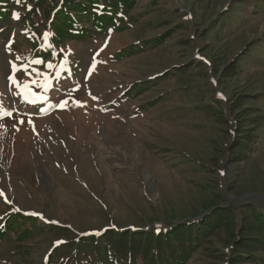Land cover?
Segmentation results:
<instances>
[{
  "label": "rangeland",
  "instance_id": "374dc122",
  "mask_svg": "<svg viewBox=\"0 0 264 264\" xmlns=\"http://www.w3.org/2000/svg\"><path fill=\"white\" fill-rule=\"evenodd\" d=\"M130 1L121 30L85 18L57 74L46 54L17 74L39 108L2 91L31 59L30 35L52 42L46 12L63 0L14 1L0 25V264H85L90 237L211 208L177 235L144 232H190L182 264L264 259V0ZM240 246L257 261L235 258Z\"/></svg>",
  "mask_w": 264,
  "mask_h": 264
},
{
  "label": "trees",
  "instance_id": "16d2710c",
  "mask_svg": "<svg viewBox=\"0 0 264 264\" xmlns=\"http://www.w3.org/2000/svg\"><path fill=\"white\" fill-rule=\"evenodd\" d=\"M14 1L16 2V0H0V25L10 22L8 14L10 15L11 10L9 8L14 9L19 6L17 3H13ZM27 1H32V3L37 4L39 7L46 4V0ZM130 5V0H63L61 6L60 4L57 6L53 4L48 9V12H46L50 20V39L52 42L42 48L41 45L43 44L44 37L42 40L40 38L39 41V37L30 35L29 45L31 46L30 51L33 53L31 56L37 59L46 54L51 57V62L55 61V63H58L61 59L60 57L65 56L70 51L66 49L68 47L64 44L65 41L70 39H85V36L90 33V28L85 24L87 23L85 22V18L92 20L93 26L100 30L104 29L112 21L119 20L117 28L121 30L123 27L120 21L129 14ZM75 57L76 55H74ZM68 59L72 60V57ZM63 62H65L70 71L75 72L74 75H77L76 69L79 65L68 60H61V64ZM47 78L50 81H54L51 75ZM212 210L211 208L196 216L195 219L188 221H180L181 219H179L176 222H167L165 225L159 227L152 225L141 227L140 229L136 228L135 230L120 229L119 232L111 231L100 238L90 237L91 241L89 244H87V241H84V245L92 246L89 256L84 257L85 264H182L188 261V255L183 249L186 243L190 241V239H187V235L189 237L192 236L190 232L184 231L181 234L184 235L182 238L180 237L173 241L175 237H178L173 236L169 238V242H166L168 239L164 238L163 235H160V237L148 236L144 232L145 229H160V234H163L162 232L165 230L172 229V233L175 230L174 235H177L179 228H185V224L195 222ZM263 229L264 225H262V232H264ZM148 238L152 239L155 243L152 252V246H146ZM260 251L246 250L240 246L235 258L241 257L244 261H248L250 258L257 261ZM64 260L62 259L60 262L52 260L50 264H65L69 261V259ZM259 260L262 262L258 264H264L263 258Z\"/></svg>",
  "mask_w": 264,
  "mask_h": 264
},
{
  "label": "snow or ice",
  "instance_id": "6c2138e0",
  "mask_svg": "<svg viewBox=\"0 0 264 264\" xmlns=\"http://www.w3.org/2000/svg\"><path fill=\"white\" fill-rule=\"evenodd\" d=\"M16 2L17 3H19V0H16ZM16 18L17 19H19V15L17 14L16 15ZM46 35V38H47V36L48 35H50V34H45ZM49 47H50V45H49ZM35 63H37V64H39V63H42V61H40V60H35L34 61ZM49 67H52V65L51 64H49L48 65ZM93 67H94V65H93ZM18 69L16 68V66L15 65H13V71H17ZM38 75H39V73H38ZM13 82L15 83V80L13 79ZM41 87H44L45 88V90L47 91V88H48V85H47V83H45V84H43V85H40ZM25 87H27V86H25ZM39 99H46V97H43V96H41V97H39ZM66 101L65 102H63L62 104H60L59 105V107H65L66 106ZM78 105H79V102H76ZM5 115H11V113H5ZM29 123H31V121H29ZM34 127V126H33ZM33 215H38V214H36V213H33ZM55 223V222H54Z\"/></svg>",
  "mask_w": 264,
  "mask_h": 264
},
{
  "label": "water",
  "instance_id": "95a60500",
  "mask_svg": "<svg viewBox=\"0 0 264 264\" xmlns=\"http://www.w3.org/2000/svg\"><path fill=\"white\" fill-rule=\"evenodd\" d=\"M190 219H195V217H192V218H189V217H188V218H184V219H181L180 221H188V220H190ZM155 224H156L157 227H158V226H162V224L159 223V222H158V223H155ZM155 224H154V225H155ZM165 224H166V223H164V225H165Z\"/></svg>",
  "mask_w": 264,
  "mask_h": 264
}]
</instances>
